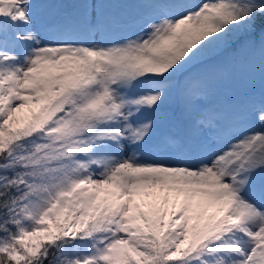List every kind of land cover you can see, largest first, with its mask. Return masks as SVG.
Returning a JSON list of instances; mask_svg holds the SVG:
<instances>
[{"label": "snow or ice", "instance_id": "6c2138e0", "mask_svg": "<svg viewBox=\"0 0 264 264\" xmlns=\"http://www.w3.org/2000/svg\"><path fill=\"white\" fill-rule=\"evenodd\" d=\"M0 264H264V0H0Z\"/></svg>", "mask_w": 264, "mask_h": 264}]
</instances>
